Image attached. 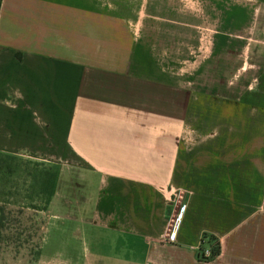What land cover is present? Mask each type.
<instances>
[{"label":"crops","instance_id":"1","mask_svg":"<svg viewBox=\"0 0 264 264\" xmlns=\"http://www.w3.org/2000/svg\"><path fill=\"white\" fill-rule=\"evenodd\" d=\"M230 1L0 0V155L57 172L48 223L92 263L264 264V62Z\"/></svg>","mask_w":264,"mask_h":264},{"label":"rangeland","instance_id":"2","mask_svg":"<svg viewBox=\"0 0 264 264\" xmlns=\"http://www.w3.org/2000/svg\"><path fill=\"white\" fill-rule=\"evenodd\" d=\"M230 2L245 4L247 14L258 16V34L247 36L251 52L258 44V62H264V4L259 0ZM208 5L205 15L218 14ZM183 6L184 11L194 8L185 2ZM25 162L29 161L0 157V207L7 218L0 228V264H99L92 263L96 247L90 244L85 231L77 228L80 225H61L62 221L57 220L48 223L47 208L39 201L32 180V174L44 167Z\"/></svg>","mask_w":264,"mask_h":264},{"label":"trees","instance_id":"3","mask_svg":"<svg viewBox=\"0 0 264 264\" xmlns=\"http://www.w3.org/2000/svg\"><path fill=\"white\" fill-rule=\"evenodd\" d=\"M259 1L264 4V0H259ZM0 157L16 159L14 157L3 156V155H0ZM27 163L29 164L30 162ZM31 164H33V166L36 168L44 167L43 169L39 170L38 173L32 174V180L37 187L36 189L39 191V193L37 194L39 201L42 202L44 207L46 206L47 208L48 204L51 201L52 196L55 193V187L57 183V172L50 167H46L38 163H31ZM5 220H7V218H5L3 209L0 207V228H3V221ZM1 231L2 230H0V235H1ZM211 250L214 257L218 255L219 248L217 244L215 243L212 244Z\"/></svg>","mask_w":264,"mask_h":264},{"label":"built area","instance_id":"4","mask_svg":"<svg viewBox=\"0 0 264 264\" xmlns=\"http://www.w3.org/2000/svg\"><path fill=\"white\" fill-rule=\"evenodd\" d=\"M196 256L199 260L207 262L210 261L214 255L212 254L211 246H205L203 241L196 248Z\"/></svg>","mask_w":264,"mask_h":264}]
</instances>
